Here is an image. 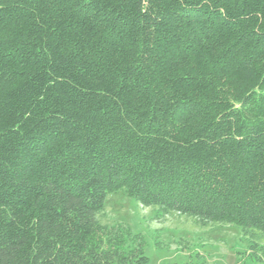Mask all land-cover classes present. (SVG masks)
I'll list each match as a JSON object with an SVG mask.
<instances>
[{
    "label": "trees",
    "instance_id": "1",
    "mask_svg": "<svg viewBox=\"0 0 264 264\" xmlns=\"http://www.w3.org/2000/svg\"><path fill=\"white\" fill-rule=\"evenodd\" d=\"M119 189L264 264V0H0V264H150Z\"/></svg>",
    "mask_w": 264,
    "mask_h": 264
},
{
    "label": "rangeland",
    "instance_id": "2",
    "mask_svg": "<svg viewBox=\"0 0 264 264\" xmlns=\"http://www.w3.org/2000/svg\"><path fill=\"white\" fill-rule=\"evenodd\" d=\"M153 208H145L119 189L107 197L101 220L108 225L123 224L146 242L150 264L197 263L254 264L240 255L249 251V237L236 225H216L201 229L177 216L157 218ZM264 245V238H261Z\"/></svg>",
    "mask_w": 264,
    "mask_h": 264
}]
</instances>
